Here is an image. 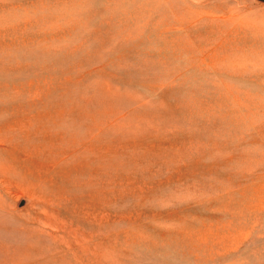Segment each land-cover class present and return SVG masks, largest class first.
Listing matches in <instances>:
<instances>
[{"label": "rangeland", "instance_id": "obj_1", "mask_svg": "<svg viewBox=\"0 0 264 264\" xmlns=\"http://www.w3.org/2000/svg\"><path fill=\"white\" fill-rule=\"evenodd\" d=\"M0 264H264V0H0Z\"/></svg>", "mask_w": 264, "mask_h": 264}]
</instances>
